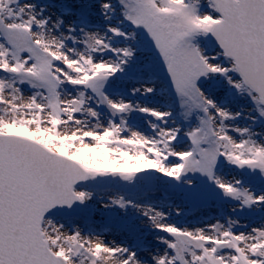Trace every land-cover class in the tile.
Wrapping results in <instances>:
<instances>
[{
    "label": "snow or ice",
    "instance_id": "snow-or-ice-1",
    "mask_svg": "<svg viewBox=\"0 0 264 264\" xmlns=\"http://www.w3.org/2000/svg\"><path fill=\"white\" fill-rule=\"evenodd\" d=\"M0 264H264V0H0Z\"/></svg>",
    "mask_w": 264,
    "mask_h": 264
}]
</instances>
